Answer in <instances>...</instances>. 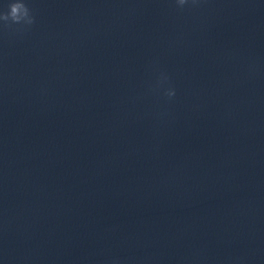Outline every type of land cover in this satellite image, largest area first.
<instances>
[{
  "label": "clouds",
  "instance_id": "9594fccd",
  "mask_svg": "<svg viewBox=\"0 0 264 264\" xmlns=\"http://www.w3.org/2000/svg\"><path fill=\"white\" fill-rule=\"evenodd\" d=\"M179 5H184L186 0H177ZM9 11L7 13H0V20L9 21L13 23H20L24 21L27 24L33 23V18L30 15V10L23 0H13L8 5ZM169 96L174 95V92H169Z\"/></svg>",
  "mask_w": 264,
  "mask_h": 264
}]
</instances>
